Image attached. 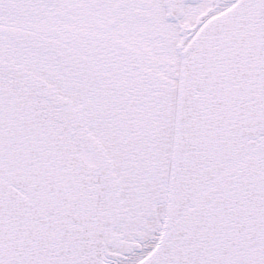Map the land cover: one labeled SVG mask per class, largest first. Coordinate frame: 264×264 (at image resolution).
<instances>
[{"label": "snow or ice", "instance_id": "1", "mask_svg": "<svg viewBox=\"0 0 264 264\" xmlns=\"http://www.w3.org/2000/svg\"><path fill=\"white\" fill-rule=\"evenodd\" d=\"M0 264H264V0H0Z\"/></svg>", "mask_w": 264, "mask_h": 264}]
</instances>
